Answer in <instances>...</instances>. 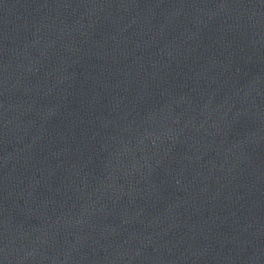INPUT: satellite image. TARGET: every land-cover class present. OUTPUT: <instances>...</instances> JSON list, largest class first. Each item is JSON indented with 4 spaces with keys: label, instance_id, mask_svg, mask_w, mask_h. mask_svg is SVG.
Listing matches in <instances>:
<instances>
[{
    "label": "water",
    "instance_id": "95a60500",
    "mask_svg": "<svg viewBox=\"0 0 264 264\" xmlns=\"http://www.w3.org/2000/svg\"><path fill=\"white\" fill-rule=\"evenodd\" d=\"M0 264H264V0H0Z\"/></svg>",
    "mask_w": 264,
    "mask_h": 264
}]
</instances>
